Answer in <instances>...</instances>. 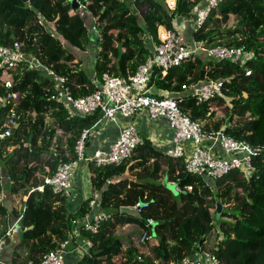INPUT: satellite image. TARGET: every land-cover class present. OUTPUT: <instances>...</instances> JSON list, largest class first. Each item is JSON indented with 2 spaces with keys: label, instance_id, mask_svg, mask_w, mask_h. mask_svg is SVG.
<instances>
[{
  "label": "trees",
  "instance_id": "16d2710c",
  "mask_svg": "<svg viewBox=\"0 0 264 264\" xmlns=\"http://www.w3.org/2000/svg\"><path fill=\"white\" fill-rule=\"evenodd\" d=\"M78 1L82 4L84 0ZM256 1L222 0L208 14L201 28L193 30L191 27L192 40L187 43L189 46L200 44L207 49H240L249 55L246 59L214 62L205 53L197 52L178 67L169 69L165 76H161L159 70H154L150 76L155 95L160 92V97L172 99L187 95L184 107L179 105V109L192 121L202 124L204 130L244 141L255 150L249 178L235 170L222 179L213 180L188 174L182 159L167 157V147L156 148L142 136V144L131 158L119 164L97 167L94 163L77 160L75 146L80 134L101 120L100 112L83 118L70 116L68 110L51 100L45 91L50 80L35 82L42 72L29 67L30 60L36 57L42 65L66 78V89L72 97L90 95L97 89L103 74L123 79L135 74L151 56L153 45L159 43V29L177 31L186 43L179 24L192 25L197 10L204 6L202 0H175L173 9L168 8L167 0H85L83 10H73L67 0H45L41 6L37 0H0V46L18 43L26 57L16 69H0V96L29 88L22 99L9 101L0 108V134L5 130L3 125L9 114L14 112L18 116L12 135L0 137V177L8 178L4 179L2 188L13 207L10 216L16 220L22 215L23 230L14 235L17 241L13 264L38 263L43 255L55 251L64 242L67 243L65 251L71 244L83 252L76 264H177L184 258H196L202 251L213 254L220 264H225L227 257L231 258L227 264L253 261L254 251L248 243L237 252L234 247L241 236L258 238L264 231V123L261 122L264 118V0H259L261 16L254 11ZM45 5L49 8L47 13L41 10ZM89 19L95 30L96 24L98 27L92 77L86 75L75 57L60 45L69 43L66 39L70 35L69 24L84 30L89 27ZM118 44L122 45L123 52L119 61ZM246 69L253 74L246 76ZM8 78L13 84L11 89L4 87ZM205 80H221L224 84L220 95L196 107L195 99L189 98L182 87ZM214 102L222 107L219 114L211 107ZM208 109L211 116L206 118ZM161 120L173 134L167 121ZM62 163H72L73 172L83 163L89 172L91 196L82 200L74 213L67 209L68 197L53 194L48 187L41 192L37 190L42 184L41 176L53 175ZM134 170H138V177L125 176ZM115 177L118 181L103 189L105 183ZM164 179L180 188L191 186V190L177 192L175 196L164 185ZM223 183L230 184L217 186ZM31 190L25 202L24 197ZM94 191L100 192V203L93 211L89 204ZM181 193L184 195H179ZM138 202L148 204L140 217L120 213V208ZM218 204L223 208L216 219ZM6 208L0 204L3 220L8 216ZM98 212L110 215V219L102 223L96 234L79 226L83 218ZM147 219L159 222L153 231L155 238L150 237L151 231L145 224ZM73 220L78 223L73 224ZM128 224L147 230L145 245L127 241L128 247L122 248L115 228ZM6 229L0 233H5ZM14 236L7 239L6 247ZM84 239L92 243L89 249L85 246L87 251L83 250ZM23 247L27 250L19 253ZM261 252V264H264V242Z\"/></svg>",
  "mask_w": 264,
  "mask_h": 264
},
{
  "label": "built area",
  "instance_id": "2783aa9c",
  "mask_svg": "<svg viewBox=\"0 0 264 264\" xmlns=\"http://www.w3.org/2000/svg\"><path fill=\"white\" fill-rule=\"evenodd\" d=\"M167 1L168 8L173 9L175 6L174 1ZM202 1L204 6L196 12L192 23L193 30L201 28L208 14L222 0ZM78 4L80 10H83L85 6L80 1H78ZM158 40L159 43L153 45L151 56L137 68L135 74L128 76L126 79L103 74L101 81L97 82V89L93 93L77 99L67 92L65 77L58 76L53 70L42 65L36 57L30 60L29 67L42 72L40 78L35 79V82L40 83V79L43 81L50 80L44 87L45 91L50 94L49 98L51 100L68 110L70 116L77 115L83 118L100 112L101 119L109 120L114 124H118L119 119L129 121L121 126L117 139L108 150L97 149L92 155H87L85 148V142L91 129L84 130L75 146L77 160L94 163L95 166L101 167L119 164L131 158L134 150L142 144V138L130 120L142 114L150 121L161 119L167 121L173 134L172 145L166 149L165 155L173 159H182L183 168L188 174L219 180L230 172L237 170L245 178H249L253 171L251 161L255 155L254 149L250 148L246 142L238 141L221 132L204 130L202 124L192 121L179 109V105L184 107V100L187 99V95L181 96L179 99L157 97L154 94L155 92L152 91L154 83L150 82V76L154 70H159L161 76H165L169 69L178 67L197 52L205 53L214 62L221 60L239 62L249 55L236 48L217 47L207 49L200 44L189 46L184 43L180 33L162 28L159 29ZM25 59L26 57L18 43H14L10 47L0 46V69H16ZM252 74L250 69H246V76ZM223 84L224 82L221 80H205L199 84L188 87L183 86L182 88L187 91L189 98L195 99V105L199 106L203 103H210L212 99L216 98ZM12 85L10 78L5 79V88L11 89ZM28 91L29 88L23 92H11L6 97L0 96V108L9 101L22 99ZM212 109L217 114L220 113L218 106L214 105ZM210 116L211 110L207 111L204 117L208 118ZM17 119L18 116L14 112L9 114L3 125L5 130L0 134V137L12 135V128L16 125ZM72 165V163L59 164L53 175L41 176L42 184L37 190L41 192L45 187H48L53 194L69 197L74 178ZM4 179L7 180L8 178L0 177V204L3 203L6 196L5 190L2 188ZM185 190L190 191L191 186L180 188L175 185L176 192H185ZM32 191H29L27 196L24 197L25 202ZM93 204L91 202L90 206H93ZM131 208L137 210L140 214L148 208V204L138 202ZM21 219L22 215L14 223L7 226L5 233H0V254L6 247L7 239L17 233L18 228L16 226L20 225ZM109 219L110 215L108 214L96 213L83 218L79 222V226L94 235L98 232L102 223ZM72 223L77 224L78 221L73 220ZM152 223V219H147L145 222L146 227L149 228ZM140 232L141 236L136 239L135 244L143 246L147 241V230L140 229ZM66 245L67 243L64 242L55 251L43 255L38 263L28 262L27 264H64ZM83 245L89 249L92 243L89 239H84ZM177 264H220V262L213 254L202 251L196 258H184Z\"/></svg>",
  "mask_w": 264,
  "mask_h": 264
},
{
  "label": "crops",
  "instance_id": "0c3cea01",
  "mask_svg": "<svg viewBox=\"0 0 264 264\" xmlns=\"http://www.w3.org/2000/svg\"><path fill=\"white\" fill-rule=\"evenodd\" d=\"M179 26H180L179 31L184 36L186 43L190 44L192 40V38L190 37L192 25H190L189 23H185V24H179ZM62 45L66 50V42H64ZM73 56L75 57V59L77 58L78 60L81 61V58L78 55H73ZM82 64H84L83 66L85 67L89 66V61H86L85 59H83L81 62V65ZM94 64H95L94 61L91 62V67ZM85 67L81 69L84 71V73H86V75H89L92 77L93 69H92V72L88 73L86 72L87 68ZM154 90H155V87L153 86L152 91L154 92ZM128 122H129L128 120L119 119L118 124H114L109 120L101 119L90 131L89 139H88L89 142L86 148L87 155H92L93 152L97 149L108 150L109 147L117 139L118 132L121 126H124ZM130 122H132L134 126L137 128L138 133L143 138L149 139L152 142V145H154L156 148L161 149V148H166V147L168 148V146H171L172 133L168 129V126L164 121L162 120L150 121L145 115L141 114V115H137L135 118L130 120ZM82 164L83 163H79L77 167L75 168V172H73L74 178H73V187L71 191L72 194L67 198V201H66V206L70 213H74L80 207L82 200L89 198L91 196L89 172L87 170V167H85ZM162 167H165V165H163ZM137 172L138 170H134L132 172L125 173V176L128 178L133 177L132 179H134L138 177ZM117 181H118L117 177L109 179L108 183H105V186L103 187V189L107 188L108 186L107 184L116 183ZM137 181L140 182V179H138ZM120 188L121 186L117 187L118 190H120ZM92 196L93 198L91 199V202H93L94 204L91 207H93V211H94V206L98 207V204L100 203V192L94 191L92 192ZM5 198L1 205L5 207L7 206L6 209L8 211V216L6 220H3L0 218V232L3 229H5L7 225L8 226L11 225L15 220L13 219V217L10 216V212L12 211V208H13L11 201L9 197L5 196ZM132 228H135V229L131 231ZM140 229L141 228L136 224H128L122 227L119 225L116 226L115 236L121 239V244H122L123 249L128 247L127 241H132L135 244V241L139 236ZM125 231L127 232L131 231V232L126 234L124 233ZM14 241H15L14 242V246H15V243L17 241L15 236H14ZM78 246H79V243H78ZM83 250H86L85 246L83 247ZM13 252H14V247L7 246L0 254V264H13L12 263V255L14 254ZM82 256H83V252L77 251L73 247V245L70 244V246L67 248V251H66L64 264H76L82 258ZM18 260L20 261V259Z\"/></svg>",
  "mask_w": 264,
  "mask_h": 264
},
{
  "label": "rangeland",
  "instance_id": "374dc122",
  "mask_svg": "<svg viewBox=\"0 0 264 264\" xmlns=\"http://www.w3.org/2000/svg\"><path fill=\"white\" fill-rule=\"evenodd\" d=\"M171 1H175V0H171ZM43 2H45V0H37V4L39 6H41ZM256 2H257V5L255 6L254 11L257 12L259 14V16H261L262 12H261L260 7H259V6H261L260 1L257 0ZM167 4H168V1H167ZM48 9H49L48 6L45 5L44 7H42L41 10L43 13H47ZM40 20H41V22L43 21L42 18H40ZM87 23H88L89 27L87 29H84V30L78 29L73 24L68 25V28L70 30V35L66 38L69 41L68 44L66 43V51L70 52V54L78 55L81 58V61L76 58L77 65L80 68L85 67V66H83L84 64L81 65V62L83 59H85L86 61H89V66H86L85 68H87L86 72L90 73V72H92V69H93L92 67H94V65H95L94 64L91 67V62H93V61L95 62L96 55H97V48L98 47H97L96 41L98 39L97 38L98 33L96 30L98 29V27L96 24V30H95L94 26H93V22H91L90 19L87 20ZM90 28H91V32L89 31ZM60 45L62 46L63 49H65L62 44H60ZM81 54L83 55V57ZM157 96L160 97V93H157ZM214 105L218 106L214 102V103H212L211 107L213 108ZM196 107H198V106H196ZM218 107H219V112H221L222 107H220V106H218ZM261 122L264 123V118L261 119ZM228 184H230V183H223V184L217 185V186L222 188V186H228ZM212 216L214 217V214H212ZM134 229L135 228H132L131 231ZM116 231H117V229H116ZM131 231H129V232H131ZM129 232L125 231L124 233L128 234ZM14 242L15 241H14V237H13L10 239L8 246L14 247ZM263 242H264V231H263V235L261 234V237H258V238H249L246 236H241L238 239V242L235 245L236 248L234 247V250H236V252H237L240 249L247 247V245L244 246L243 244L248 243L250 248L254 251V253H253L254 259L250 264H261V253H262L261 252V244H263ZM26 250H27V248L23 247V248L19 249L18 251L22 252V251H26ZM230 260H231V258L227 257L225 264L230 262Z\"/></svg>",
  "mask_w": 264,
  "mask_h": 264
},
{
  "label": "water",
  "instance_id": "95a60500",
  "mask_svg": "<svg viewBox=\"0 0 264 264\" xmlns=\"http://www.w3.org/2000/svg\"><path fill=\"white\" fill-rule=\"evenodd\" d=\"M21 1L22 2H27L28 0H21ZM67 1L69 2L71 7L73 8V10H76V9L79 8V4H78L77 0H67ZM82 5H85V0L82 1ZM117 51H118V61H119L121 59L122 53H123L121 44L117 45ZM163 183L175 196L178 195V193L175 192V185L167 183L166 179H164ZM179 195L183 196L184 193H181ZM222 208H223V206L221 204L217 205V209H216V213H215L216 219H218L220 217L221 212H222ZM120 213L124 214V215H127V216H131V217H136V218L140 217V214L137 212V210H135L133 208H130V207H122V208H120ZM170 222H171V220L166 221L167 224L170 223ZM158 223L159 222H153L152 224L149 225V229L151 231V236H150L151 238H155V235H154L153 231H154L155 226L158 225ZM16 227L20 231L23 230V227L21 225H19V224Z\"/></svg>",
  "mask_w": 264,
  "mask_h": 264
}]
</instances>
